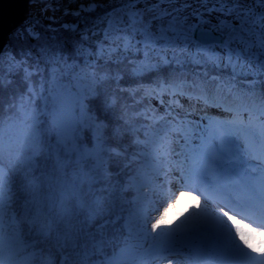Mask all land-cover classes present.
<instances>
[{
    "label": "snow or ice",
    "instance_id": "6c2138e0",
    "mask_svg": "<svg viewBox=\"0 0 264 264\" xmlns=\"http://www.w3.org/2000/svg\"><path fill=\"white\" fill-rule=\"evenodd\" d=\"M81 13L0 47V264H264V0Z\"/></svg>",
    "mask_w": 264,
    "mask_h": 264
},
{
    "label": "trees",
    "instance_id": "16d2710c",
    "mask_svg": "<svg viewBox=\"0 0 264 264\" xmlns=\"http://www.w3.org/2000/svg\"><path fill=\"white\" fill-rule=\"evenodd\" d=\"M89 2L90 0H73L54 5L52 0H27L28 6L36 4L41 8H49L53 15L56 16L53 19L33 17V19L25 20L23 24L13 29L7 35L3 47H9L12 51H18L28 47L34 48L37 41L27 35L31 31H36L40 34L42 38L40 43L70 42L76 39V34L72 29L77 26H83L84 13H81L80 16L75 15V13L80 11L81 5H87ZM100 2L107 3V0H100ZM121 83L125 84L126 82L122 81ZM142 83L144 87H154L155 79H145ZM12 91L13 89L11 88L8 90H0V101L6 104L9 100V94ZM229 103L240 104L242 101H229Z\"/></svg>",
    "mask_w": 264,
    "mask_h": 264
},
{
    "label": "water",
    "instance_id": "95a60500",
    "mask_svg": "<svg viewBox=\"0 0 264 264\" xmlns=\"http://www.w3.org/2000/svg\"><path fill=\"white\" fill-rule=\"evenodd\" d=\"M27 0H0V47L4 46L7 35L24 19Z\"/></svg>",
    "mask_w": 264,
    "mask_h": 264
},
{
    "label": "rangeland",
    "instance_id": "374dc122",
    "mask_svg": "<svg viewBox=\"0 0 264 264\" xmlns=\"http://www.w3.org/2000/svg\"><path fill=\"white\" fill-rule=\"evenodd\" d=\"M52 1H53L54 5H59L62 3L73 1V0H52ZM55 16L56 15H53V13L51 12V10L49 8H41L40 6L33 4V5H30L27 7V11L25 12L24 19L19 25L23 24V22L27 19H33V17L53 19V17H55ZM237 101H239V100H237Z\"/></svg>",
    "mask_w": 264,
    "mask_h": 264
},
{
    "label": "bare ground",
    "instance_id": "6f19581e",
    "mask_svg": "<svg viewBox=\"0 0 264 264\" xmlns=\"http://www.w3.org/2000/svg\"><path fill=\"white\" fill-rule=\"evenodd\" d=\"M210 111L213 112V113H218V112H219V110H215V109H212V110H210ZM227 116H228L227 113H223V114H221V118H225V117H227ZM159 210L162 211V208H160ZM257 259H259V258H257Z\"/></svg>",
    "mask_w": 264,
    "mask_h": 264
}]
</instances>
